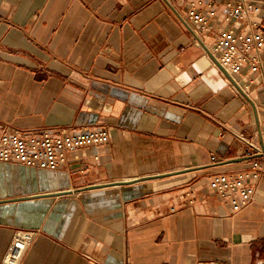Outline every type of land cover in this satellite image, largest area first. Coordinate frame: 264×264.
Returning <instances> with one entry per match:
<instances>
[{"label":"crops","instance_id":"1","mask_svg":"<svg viewBox=\"0 0 264 264\" xmlns=\"http://www.w3.org/2000/svg\"><path fill=\"white\" fill-rule=\"evenodd\" d=\"M192 1L0 0V124L110 135L67 169L0 161V264L15 229L22 264H264V176L236 213L209 185L264 146V87L210 52L227 0L196 5L208 33Z\"/></svg>","mask_w":264,"mask_h":264},{"label":"built area","instance_id":"2","mask_svg":"<svg viewBox=\"0 0 264 264\" xmlns=\"http://www.w3.org/2000/svg\"><path fill=\"white\" fill-rule=\"evenodd\" d=\"M194 0L187 12L189 20L208 33L215 28L217 9L209 6V18ZM224 21L226 28H217L214 44L209 48L221 66L232 76L252 75L251 83L261 81L264 87V9L257 0H227ZM239 85V81H237ZM240 86V85H239ZM250 84L241 87L248 91ZM250 154L249 168L224 171L210 177V187L232 205L236 213L247 207L255 196V183L264 176V146L240 136ZM110 140L106 126L85 129H20L9 123L0 124V161L15 162L37 169H67L71 155L78 150ZM211 163H225L212 157ZM37 230L15 229L4 255V264H22L29 247L35 241Z\"/></svg>","mask_w":264,"mask_h":264},{"label":"bare ground","instance_id":"3","mask_svg":"<svg viewBox=\"0 0 264 264\" xmlns=\"http://www.w3.org/2000/svg\"><path fill=\"white\" fill-rule=\"evenodd\" d=\"M248 94V93H247Z\"/></svg>","mask_w":264,"mask_h":264}]
</instances>
